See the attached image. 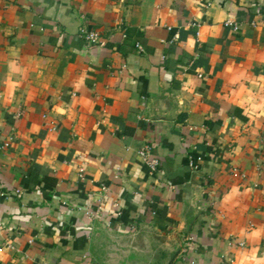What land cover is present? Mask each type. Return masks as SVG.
<instances>
[{"label":"crops","instance_id":"obj_1","mask_svg":"<svg viewBox=\"0 0 264 264\" xmlns=\"http://www.w3.org/2000/svg\"><path fill=\"white\" fill-rule=\"evenodd\" d=\"M0 264H264V0H0Z\"/></svg>","mask_w":264,"mask_h":264},{"label":"built area","instance_id":"obj_2","mask_svg":"<svg viewBox=\"0 0 264 264\" xmlns=\"http://www.w3.org/2000/svg\"><path fill=\"white\" fill-rule=\"evenodd\" d=\"M85 39L90 45L97 44L99 42V35L94 32H89L85 34ZM139 49L142 50V47L139 46ZM141 156L149 163L150 167L152 168L156 167L157 161L151 159V150L149 147L141 151Z\"/></svg>","mask_w":264,"mask_h":264}]
</instances>
